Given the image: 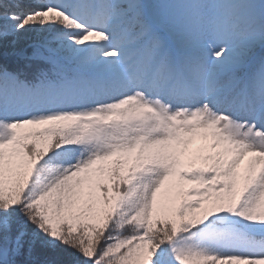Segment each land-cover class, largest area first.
<instances>
[{
	"label": "snow or ice",
	"instance_id": "snow-or-ice-1",
	"mask_svg": "<svg viewBox=\"0 0 264 264\" xmlns=\"http://www.w3.org/2000/svg\"><path fill=\"white\" fill-rule=\"evenodd\" d=\"M0 264H264V0H0Z\"/></svg>",
	"mask_w": 264,
	"mask_h": 264
},
{
	"label": "trees",
	"instance_id": "trees-1",
	"mask_svg": "<svg viewBox=\"0 0 264 264\" xmlns=\"http://www.w3.org/2000/svg\"><path fill=\"white\" fill-rule=\"evenodd\" d=\"M28 43H30V38L29 37H26V38H22L19 42V45L18 47L19 48H26ZM14 59L13 57L9 56V60H12Z\"/></svg>",
	"mask_w": 264,
	"mask_h": 264
},
{
	"label": "rangeland",
	"instance_id": "rangeland-1",
	"mask_svg": "<svg viewBox=\"0 0 264 264\" xmlns=\"http://www.w3.org/2000/svg\"><path fill=\"white\" fill-rule=\"evenodd\" d=\"M195 147V146H194Z\"/></svg>",
	"mask_w": 264,
	"mask_h": 264
}]
</instances>
